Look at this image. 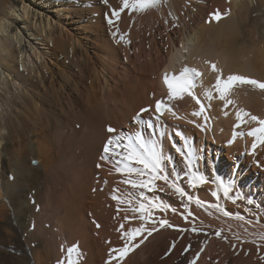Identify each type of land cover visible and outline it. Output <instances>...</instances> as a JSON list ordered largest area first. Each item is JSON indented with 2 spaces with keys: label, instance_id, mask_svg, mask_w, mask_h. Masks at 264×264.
Listing matches in <instances>:
<instances>
[{
  "label": "bare ground",
  "instance_id": "bare-ground-1",
  "mask_svg": "<svg viewBox=\"0 0 264 264\" xmlns=\"http://www.w3.org/2000/svg\"><path fill=\"white\" fill-rule=\"evenodd\" d=\"M51 2L47 13L31 0H0V97L12 109L0 126V264H188L197 253V264H256L264 246L247 254L243 245L264 244V144L253 150L249 135L262 126L250 117L264 119V89L232 81L220 97L229 76L264 82V0H161L119 18L112 10L122 0L45 5ZM27 35L46 50L34 42L28 50ZM33 56L40 65L31 64ZM184 67L202 76L193 95L171 96L164 75ZM159 100L171 111L156 113ZM142 108L150 109L142 119L154 128L135 119ZM108 126L125 145L142 132L162 152L168 183L156 179L151 190L125 183L151 176L117 171L122 157L100 159L114 135ZM177 148L190 154L191 167ZM120 151L127 155L125 147ZM193 174L207 183L193 187ZM221 181L231 185L228 196ZM161 219L174 227L160 228ZM137 228L146 231L125 235ZM58 244L66 253H58ZM136 244L121 259L118 250ZM231 247L238 256L227 255Z\"/></svg>",
  "mask_w": 264,
  "mask_h": 264
},
{
  "label": "snow or ice",
  "instance_id": "snow-or-ice-1",
  "mask_svg": "<svg viewBox=\"0 0 264 264\" xmlns=\"http://www.w3.org/2000/svg\"><path fill=\"white\" fill-rule=\"evenodd\" d=\"M108 0H104V3L107 4ZM161 0H122L123 7L120 9H113L112 10V16H115L117 18L120 17L121 12H123L125 9H130L132 11H146L150 8H155ZM227 13H225L226 15ZM214 19L219 20L221 18V13L217 11L213 14ZM112 23V20L109 19V24ZM115 35V33H114ZM121 40H124L125 38L123 36L120 37ZM127 42V41H126ZM206 63H210L207 62ZM211 68L213 71H218L216 68V65L213 63L211 64ZM202 76V73L198 71L195 68L190 67H184L179 75H172L171 78H169V75L165 73L164 75V82L167 85L171 96H176L181 93L187 92L189 95H193L192 89L195 86V81L197 77ZM229 83L224 86L223 90L221 91V99L224 98L223 91H226L228 87L231 86L232 81H239L241 83L251 84L259 87L260 89H264V82H260L253 79H247L242 76H229L228 77ZM222 82L219 78H217L216 82V88L218 90L221 89ZM211 95V93H209ZM170 96V98H171ZM197 103H199V100L197 99ZM231 103V101H229ZM150 109L148 108H142L140 110V113L137 114V119L139 123L145 124L147 128L151 129L154 128V125L151 120H143L142 115L145 112H149ZM154 111L156 113H160L163 115L164 111H171V108L166 107L164 105L163 101H158L155 104ZM203 111V108H201V112ZM195 115H199L200 113H194ZM175 115V113H173ZM243 116H249V113L244 112ZM238 119H243L241 114L237 113ZM251 120L258 121L262 127L252 131L249 133V135L256 136L257 133L260 134V143L264 144V119H259L256 116H251ZM107 132L114 134L109 136V138L106 141V145L103 149V155L100 157L101 160L109 159L112 157H122L121 163H123V168L117 166V171H126L129 174L135 173L137 176L143 175V173L148 172L150 173L151 179L148 181L144 180H137V179H128L124 182L127 184H130L133 188H149L150 190L153 189V181L156 179L163 180L165 183H168L169 177L167 175L163 174V169L161 168V161H162V152L157 149L155 145H149L144 138V135L142 132H137L135 134V140L131 136L127 137V144H124L125 137L121 136L117 133V130L111 126L107 127ZM179 135V133H177ZM123 147L127 150V155H123V153L120 151V149ZM257 147L256 144L252 145L253 150ZM177 151L181 153V155L185 156V159L189 162V167H191L190 162V154H185L182 149L177 148ZM129 162H135V164L142 165V167H130ZM99 167V165H98ZM190 184L195 187L196 183H207V180L204 176H196L195 174L192 175L190 179ZM221 186L223 187V193L225 196H228L229 193L232 191L231 185H225L223 181L220 182ZM170 187L175 189V192L178 193L181 197H184L187 195V193L184 191L183 188L177 186L174 182L170 184ZM213 195H217V193H213ZM140 196L143 197L144 193L141 192ZM240 197L233 198V202H235V199H239ZM113 199L120 200V197L113 196ZM189 200L192 199L191 196L188 197ZM123 202V201H121ZM128 203H131V201H128ZM196 203L199 205L201 201L197 200ZM249 204L252 203L251 200L248 201ZM152 207L158 208L161 211L165 210L168 206L164 205L162 203H152ZM140 210L142 212H145V216H148L150 218V213L145 210V205L143 203L140 204ZM227 215V213H225ZM145 217H141V219H144ZM188 217L185 216V219ZM158 226L160 228L163 227H174L173 225L169 224V222L166 219H161L158 222ZM33 229L35 228V225L32 226ZM99 227V225H97ZM121 228H123V225H121ZM157 228L153 227L151 231H147V235L151 236L153 231H156ZM146 231L142 228L134 229L130 234L125 233V235H129L130 239H135L136 235ZM180 231H184V229H180ZM193 232L198 231L196 228H192ZM216 235H220L219 232L216 233ZM261 239H264V237H261ZM78 247V246H77ZM139 247L138 244L133 245L132 247H128L127 245L121 249H119V253L121 256V259L128 254V252L132 251L133 248ZM173 248H175V243L172 245ZM189 249L191 248V245L187 246ZM74 249H69V251H72ZM116 251V250H113ZM199 258V253L196 254V256L188 262V264H197V260Z\"/></svg>",
  "mask_w": 264,
  "mask_h": 264
},
{
  "label": "rangeland",
  "instance_id": "rangeland-1",
  "mask_svg": "<svg viewBox=\"0 0 264 264\" xmlns=\"http://www.w3.org/2000/svg\"><path fill=\"white\" fill-rule=\"evenodd\" d=\"M31 2H32V6H36V7H41V6H43L44 7V9L45 10H47V13L49 12H51L52 11V9H53V3L54 2H51V4H48V5H45L46 4V2H47V0H31ZM46 7V8H45ZM34 9H36V8H34ZM52 13V12H51ZM45 15H46V12L44 13ZM54 15V14H53ZM56 16V15H55ZM54 24V23H53ZM28 38H30V39H28ZM33 39V37H28V35H27V38L25 37V45H26V47H27V49L28 50H30L32 47H31V44H32V42H34L35 43V45L36 46H38V50L39 51H44V50H46L44 47V44L42 43V42H40V41H35L34 39ZM23 43V44H24ZM34 46V45H33ZM32 52V51H31ZM32 54V53H31ZM33 58V59H32ZM31 58V64H35V66H38V65H40V59H37V58H35L34 56ZM42 59H43V57H42ZM1 90V89H0ZM19 91H20V89H16V92H14V94L16 93L17 95L19 94ZM1 94H2V90H1V92H0ZM20 93H21V91H20ZM15 94V95H16ZM16 95V96H17ZM10 97V99H11V101L13 100V98L15 97H12V94L9 96ZM4 101L1 97H0V126H1V124H3L5 121H7L8 120V116L10 115V110H11V112H12V109H10L11 108V106L10 105H8L9 107H7V104L6 105H4L3 106V103H1L2 101ZM14 100H15V98H14ZM5 102V101H4ZM3 106V107H2ZM5 109V110H4ZM4 113V114H3ZM4 118V119H3ZM7 119V120H6ZM32 161V163L33 162H35L36 161V159L34 158V159H32L31 160ZM33 165V164H32ZM64 173V172H63ZM10 176V175H9ZM260 175H259V173L257 174V177H259ZM35 191V190H34ZM35 197H36V194L34 195ZM221 243H224V244H227V242H224V241H222L221 240ZM254 244H260V243H254ZM254 244L252 245L253 246V248L252 247H248L247 245H243V246H245V247H243L244 248V250L245 251H247L246 253L248 254L249 252H248V250H250V249H253V250H251V252L250 253H252V252H254V250L256 249V248H258V251L257 252H255L256 254H258V252H260L261 253V251H262V249L264 250V244L263 245H257V247L256 246H254ZM59 245V244H58ZM205 245V244H204ZM207 245V244H206ZM48 246H50L49 248L47 247V249L49 250H51V252L50 253H53L52 251H54V249H53V246L51 245V244H48ZM52 246V247H51ZM57 246V245H56ZM247 246V247H246ZM263 247L262 249H261V247ZM63 247V248H62ZM64 248H67L65 245H63V244H61V245H59L58 246V248H57V250H58V253H59V250H60V253H61V251H62V253H66V251H65V249ZM243 248H242V250H243ZM255 248V249H254ZM231 249V250H230ZM230 249H228L227 251L229 252L227 255L228 256H232V257H235L236 255H237V253L236 252H234V250L233 249H235V247L233 248V247H231ZM259 249H261V250H259ZM49 250V251H50ZM230 250V251H229ZM64 251V252H63ZM226 251V252H227ZM263 252V251H262ZM232 254H234V255H232ZM239 254V253H238ZM246 254V255H247ZM253 254V253H252ZM256 254H255V256H256ZM52 255V254H51ZM238 256V255H237ZM248 256V255H247ZM258 256V255H257ZM262 257V258H261ZM245 258V260L246 261H249V260H247L246 259V257H244ZM244 258H242L241 259V261L244 259ZM257 258H259L260 260V262H261V264H262V262H264V254H262L260 257H257ZM245 260H243V261H245ZM256 264H260V262L258 261V259H256ZM264 264V263H263Z\"/></svg>",
  "mask_w": 264,
  "mask_h": 264
},
{
  "label": "water",
  "instance_id": "water-1",
  "mask_svg": "<svg viewBox=\"0 0 264 264\" xmlns=\"http://www.w3.org/2000/svg\"><path fill=\"white\" fill-rule=\"evenodd\" d=\"M33 164H34V165H36V164H37V162L35 161V162H33Z\"/></svg>",
  "mask_w": 264,
  "mask_h": 264
}]
</instances>
